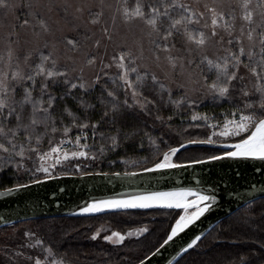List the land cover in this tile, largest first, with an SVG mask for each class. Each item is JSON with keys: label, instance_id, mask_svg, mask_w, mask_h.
<instances>
[{"label": "snow or ice", "instance_id": "snow-or-ice-1", "mask_svg": "<svg viewBox=\"0 0 264 264\" xmlns=\"http://www.w3.org/2000/svg\"><path fill=\"white\" fill-rule=\"evenodd\" d=\"M9 7L10 0H0V9L8 10ZM11 7L15 8L14 5ZM239 7L240 13L237 16L236 8L231 5L228 10H225L223 7L218 8L215 3H205L202 8H194L188 0H136L134 6L123 8L122 16L125 24L133 25L140 22L143 25L141 29L143 34L138 42L137 51L121 48L119 53L112 57V61L120 71L110 75L104 71V68H101L93 78L91 85L83 79V67L79 69L80 76L74 79L69 76L66 67L63 69L57 67V61L52 59L51 54L41 53L39 63L28 72L23 71L19 65L15 69L10 68L9 71L0 69V159L7 164L15 163L19 171L22 166L21 161L31 160L34 154L38 157L39 164L34 170L26 168L25 171L31 173V183L40 184L54 179L53 172L57 166L63 167L64 162L69 161L70 156L88 158L89 152L77 150L69 154L62 149V145L69 141V133L74 128L79 130V134L75 136L77 145H80L82 138L88 139L84 130L89 127H91L94 139L100 121L92 123L88 118L82 119L77 113L65 107L63 113L71 117V122L64 123L63 113L59 117L55 114L57 97L49 90V84L55 85L61 82L58 78L62 77V82L67 85L64 96H70L72 89L80 88L87 92L89 87L94 88L96 84L101 83L104 77H108L112 84L123 91L122 104L124 106L139 107L141 111L149 114L148 106L154 101L144 95L148 80L158 85L162 91L167 90L169 102L177 107L187 104L189 108H193L209 97L213 102L222 101L231 105L224 113V120L218 133L213 131L205 139L187 141V144L219 145L226 149L225 151L208 155L206 159H190L187 163H177L173 158L181 148L187 147V144L180 143L178 147H170L168 151L163 152L162 159H157L151 168L145 167L143 171L186 168L225 158L264 161V0H257L255 6L252 0H239ZM97 22L93 21V23ZM27 24L29 21L25 19L23 25ZM103 31L107 39L112 40L108 29L104 28ZM145 38L148 43L147 49L144 43ZM178 41H182L180 49L177 48ZM68 43L75 50L76 41L69 39ZM213 43L221 47L222 55H209L208 48ZM95 44L99 47L100 41H95ZM145 51L149 52L150 58L158 64L163 54V60L166 61L172 73H175L177 69L182 75L187 73L186 81L178 85L184 89V94L178 100L172 99L171 87L160 82L156 73L138 63L143 60ZM181 52L185 54L182 55ZM28 59L29 56H26L25 62ZM96 59L95 56L88 57L87 65L93 66ZM11 60L12 52L9 50V65ZM104 67L111 68L112 64L104 65ZM241 69L244 71L242 72ZM72 70L76 71V69ZM38 77L41 79L38 80ZM189 85L192 86L189 87ZM37 86L40 89L38 97L33 95ZM17 87L23 89L20 99H17ZM102 88L107 90V95L111 98L107 103L111 104L115 115L121 107V101L114 91L107 89V82L102 85ZM234 93H238V98ZM60 99H63V96ZM79 103L85 109L95 107L83 99ZM26 112L27 116H25ZM103 116H108V113L104 112ZM200 118L205 122L209 119L207 115ZM157 119L163 118L157 115ZM192 119L196 120L197 116L193 115ZM212 127L215 128L217 125H212ZM57 133L61 136L58 140L56 139ZM216 136L222 139H213ZM111 139L113 147H116V136H112ZM45 140L49 145L47 151L41 147ZM82 147L87 148L88 145L84 144ZM91 158L96 157L93 155ZM49 160L51 163H48ZM75 167L79 169L80 165L77 164ZM38 174H42V178ZM60 174L67 175L68 173L61 172ZM135 174L131 173V175ZM116 175L119 176L120 173ZM29 186L25 183H16L15 188H9L7 192L18 191ZM216 200L215 195L208 194L199 187H180L168 192H152L127 200L93 201L83 207L81 212L94 214L105 210L151 207L182 209L184 214L178 213L179 218L175 220L174 226L171 227L160 247L153 252L155 256L159 254L161 248L174 242V238L209 212ZM147 231V228L138 230L140 233ZM132 234V232L128 233L129 236ZM92 238L95 239L96 236ZM104 239L120 244L124 242L125 237L117 231L110 236H105ZM199 239L200 237H196L191 240L183 251L187 252L188 249L193 248ZM37 245L41 246L42 251H45L51 259L25 256L23 252H17L16 256H24L33 264H65L63 258H55V253L50 246L43 248L41 239L27 246ZM139 264H145L144 260L140 259ZM240 264H245L244 258H241Z\"/></svg>", "mask_w": 264, "mask_h": 264}, {"label": "trees", "instance_id": "trees-1", "mask_svg": "<svg viewBox=\"0 0 264 264\" xmlns=\"http://www.w3.org/2000/svg\"><path fill=\"white\" fill-rule=\"evenodd\" d=\"M135 3L136 0H126L125 5V0H121L122 8L132 7ZM5 11L0 9V16ZM85 37L79 34L75 38L78 46H83ZM178 45H182V41H178ZM41 53L51 54L48 50L33 53L26 62L25 72L31 71L39 63ZM51 56L56 60L55 56L52 54ZM57 67L63 69L66 66L57 61ZM66 68L70 77L77 78L68 67ZM58 79L61 82L49 84V90L57 97L55 106L57 117L67 107L82 119L86 117L92 123L97 121L100 123L94 139L89 127L84 130L88 139L82 138L80 141V145H88L85 151L89 152V157L78 161L70 160L63 167H57L53 172L54 177L60 176L61 172H66L67 175H82L138 172L143 171L145 167L151 168L157 159H162L163 152L168 151L170 147H178L180 143L187 144L189 139H205L213 131L218 133L221 130L224 113L231 107L227 102H213L211 98L205 99L202 104L193 108H189L187 104L177 107L169 102L167 90L162 91L158 85L148 80L144 95L154 101L148 106L149 114L141 111L139 107L124 106L123 91L112 84L108 77H104L100 84L89 88L87 92L80 88L72 89L70 96H64L67 85L62 82V77ZM105 82L107 89L114 91L121 101V107L115 115L111 104L107 103L111 98L108 97L107 90L102 88ZM22 92L23 89L17 87V99H20ZM39 94L40 89L37 86L33 95L38 97ZM183 94L184 92L180 90L172 91V99L178 100ZM234 95L238 98V93ZM61 96L63 99H60ZM81 99L95 107L85 109L79 103ZM104 112H107L108 116H103ZM63 115L64 123H70L71 117L67 113ZM157 115L163 119H157ZM193 115L197 116L196 120L192 119ZM204 115L209 117L207 122L200 118ZM212 125L217 127L213 128ZM78 134L79 130L75 128L69 133L70 145L76 144L75 136ZM112 136L117 138L116 147H113ZM60 138V133H57L56 139ZM213 139L222 138L216 136ZM41 147L44 151L48 150L47 140ZM223 151L219 148L192 147L179 151L175 160L177 163H187L190 159H206L208 155L220 154ZM93 155L95 159L91 158ZM37 164L39 159L33 154L31 160L21 161L22 166L17 171L15 163L7 164L0 159V189L13 188L16 183L30 184L31 173L25 169L34 170ZM77 164L80 165L79 169L75 167ZM38 175L42 178V174ZM178 213L182 215L183 210L155 208L96 216L39 219L6 226L0 228V264H19L24 257L16 256L17 252L25 254V251L14 238L15 232L24 226L29 227L33 234L43 241L44 248L50 246L55 255L63 258L67 264H138L140 259H146L160 247L174 226L175 220L179 218ZM104 224L121 234L142 228H147L148 231L140 237L126 239L121 244L93 239L96 231ZM253 226L258 229L257 233L252 231ZM241 258H244L245 264H264V198L247 205L222 221L176 264H240Z\"/></svg>", "mask_w": 264, "mask_h": 264}, {"label": "water", "instance_id": "water-1", "mask_svg": "<svg viewBox=\"0 0 264 264\" xmlns=\"http://www.w3.org/2000/svg\"><path fill=\"white\" fill-rule=\"evenodd\" d=\"M219 145L187 144V147ZM116 173H120L119 176ZM131 173H136L131 175ZM18 191L0 189V228L39 219L96 216L108 213L146 209L105 210L85 214L83 207L105 199L127 200L152 192H168L180 187H199L217 200L211 210L190 225L174 242L144 259L145 264H176L222 221L247 205L264 198V161L225 158L203 165L160 171L103 172L82 175H60ZM15 188V187H13ZM170 209V208H161ZM176 209V208H171ZM200 237L187 252V244ZM155 252V251H154ZM139 264V263H138Z\"/></svg>", "mask_w": 264, "mask_h": 264}, {"label": "rangeland", "instance_id": "rangeland-1", "mask_svg": "<svg viewBox=\"0 0 264 264\" xmlns=\"http://www.w3.org/2000/svg\"><path fill=\"white\" fill-rule=\"evenodd\" d=\"M188 2L194 8H202L205 3H215L218 8L223 7L228 10L229 5H231L236 8L237 16L240 13L239 0H198V2L197 0H188ZM256 2L257 0H252L253 6ZM12 5L15 6L14 9L11 7ZM122 10L121 0H10L9 9L0 16V69L9 71L10 68L15 69L19 65L25 71L26 56L30 58L37 51L48 50L61 65L68 67L76 77L80 76L79 69L83 67V79L89 85L92 84L93 78L100 72L101 68H104V71L110 75L116 74L120 70L116 68L112 57L117 55L121 48H130L136 52L138 42L143 34L141 31L143 25L140 22L133 25L124 23ZM25 19L29 21V24L23 25ZM94 20L98 22L93 23ZM237 23L239 24V20ZM104 28L108 29V34L112 36V40L107 39V35L103 31ZM79 34L86 37L82 42L83 46H78L76 43L74 50L73 46L67 42L69 39L75 41ZM97 40L100 41L99 47L95 44ZM63 41L66 43L64 44ZM144 43L147 49L146 38ZM177 48H182V45H178ZM9 50L12 52L10 65L8 61ZM208 53L213 56L223 54L221 47L214 43L209 46ZM180 54L184 55L185 53L181 52ZM150 55L149 52L145 51L143 60L138 61V63L156 73L160 82L171 87L172 91L184 92V89L178 85L186 81L187 73L182 75L179 69L172 73L166 61L163 60V54H161L159 64L151 59ZM90 56L97 58L93 66L87 65V58ZM107 64H112V67L105 68L104 65ZM72 69H76V71ZM241 71L244 70L241 69ZM191 86L189 85V87ZM62 149L69 154L77 150L85 151L82 145L72 143L70 145V140L62 145ZM82 159L84 158H72L70 156L69 161ZM173 159L176 162L175 157ZM67 162H64V165ZM48 163L51 161L49 160ZM252 231L257 233L258 229L253 226ZM113 232L116 231L111 226L104 224L94 236L96 239L105 240L104 237L112 235ZM129 232L133 234L129 236ZM142 234L144 233L133 230L122 235L126 240L140 237ZM14 238L25 251V256L32 255L39 256L41 259H51L45 251H42L41 246H27L35 244L38 239L29 227L19 228L15 232ZM105 241L112 243L108 240ZM55 258L60 259L56 255ZM19 264H33V262L22 257ZM65 264L67 263L65 262Z\"/></svg>", "mask_w": 264, "mask_h": 264}, {"label": "bare ground", "instance_id": "bare-ground-1", "mask_svg": "<svg viewBox=\"0 0 264 264\" xmlns=\"http://www.w3.org/2000/svg\"><path fill=\"white\" fill-rule=\"evenodd\" d=\"M159 208H164V207H159Z\"/></svg>", "mask_w": 264, "mask_h": 264}]
</instances>
